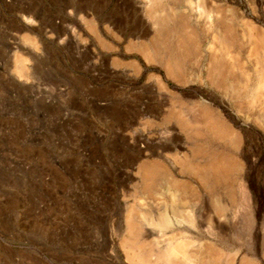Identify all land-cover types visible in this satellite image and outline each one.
<instances>
[{"label": "rangeland", "instance_id": "1", "mask_svg": "<svg viewBox=\"0 0 264 264\" xmlns=\"http://www.w3.org/2000/svg\"><path fill=\"white\" fill-rule=\"evenodd\" d=\"M184 257L264 264V0H0V264Z\"/></svg>", "mask_w": 264, "mask_h": 264}, {"label": "bare ground", "instance_id": "2", "mask_svg": "<svg viewBox=\"0 0 264 264\" xmlns=\"http://www.w3.org/2000/svg\"><path fill=\"white\" fill-rule=\"evenodd\" d=\"M147 1H153V0H147ZM160 3V2H159ZM220 17V16H219ZM186 24V23H185ZM187 26V25H186ZM155 35V34H154ZM162 35V30L159 28V30H158V32H157V36H161ZM207 56V55H206ZM210 60V59H209ZM211 63V62H210ZM207 64V63H206ZM115 65H118L117 63H115ZM206 66V65H205ZM209 67V66H208ZM207 72V71H206ZM210 72V71H209ZM208 73V72H207ZM261 125H263L262 124V120H261V123H260ZM174 133V132H173ZM169 134V133H168ZM168 137H166V136H159V138H158V140H157V143H155V144H157L158 145V147H160V150L162 149V151L163 150H166V149H168L169 148V143H168V141L169 140H172L175 136H176V134H175V136H174V134H172V133H170L169 135H167ZM178 139H179V137H178ZM194 146V145H193ZM187 147V146H186ZM160 152V151H159ZM183 153V152H182ZM193 156V155H192ZM191 155L190 156H186V158L184 157V155H183V157L185 158V159H183L185 162H187V164L189 165V164H191L192 165V167L191 168H193V157H192ZM179 157V156H178ZM181 162H183V161H181ZM195 162V161H194ZM201 164V163H200ZM199 164V165H200ZM150 165V164H149ZM202 166V165H201ZM208 166V165H207ZM201 168V167H200ZM185 171H188L187 169L185 170ZM193 172V171H192ZM149 175V174H148ZM154 175V174H153ZM190 175V174H189ZM240 177V176H239ZM168 183V182H167ZM162 198V197H161ZM204 204H206V203H204ZM222 204V203H221ZM225 205V204H224ZM186 206V205H185ZM205 206V205H204ZM204 206H202V207H204ZM223 206V205H222ZM221 206V207H222ZM226 206H228V205H226ZM226 206H224V207H226ZM187 207V206H186ZM229 207V206H228ZM228 207H226V208H228ZM225 208V209H226ZM179 210V209H178ZM186 210H189V211H203V210H206V209H201V208H199V206H197V205H193V206H190V207H187V208H185L184 206H183V208H182V211L184 212V211H186ZM207 210L209 211V212H211L208 208H207ZM206 210V211H207ZM212 210V209H211ZM227 210V209H226ZM234 209H232V211H233ZM238 210V209H237ZM234 211H236V209L234 210ZM188 212V211H187ZM179 213V212H178ZM197 213H200V212H197ZM213 213V212H212ZM236 213V212H235ZM177 214V213H176ZM209 214H211V213H209ZM223 214V213H222ZM234 214V213H233ZM215 215V214H214ZM225 215V214H224ZM187 216V215H186ZM216 216H219V215H216ZM222 219H224V217H223V215H222V218L219 216V217H217V223H216V225L220 222V221H222ZM216 221V220H215ZM185 223V222H184ZM149 224H151V223H149ZM171 224V223H170ZM220 224H221V222H220ZM220 224H219V226H220ZM173 225V227L174 228H176V229H181L182 227H183V221H181V220H179V219H176L175 221H174V223L172 224ZM208 228V227H207ZM152 230H153V232H155V234L156 235H158L159 237H160V244L161 245H165V244H167L168 243V241H167V239H168V237H167V239L165 238L166 236H164L165 235V232H166V230H165V227L163 226V224H155V225H153L152 224ZM180 232V231H179ZM182 232V234H183V231H181ZM175 234V233H174ZM181 240V239H180ZM182 241V240H181ZM245 241V240H244ZM158 243H159V241H158ZM175 245V244H174ZM166 246V245H165ZM167 247H168V245H167ZM176 247V246H175ZM169 248H170V246H169ZM181 248V247H180ZM176 252V251H175ZM181 252V251H180ZM174 253V252H173ZM185 253V252H184ZM185 255V254H184ZM169 257V256H168ZM179 260V259H178ZM182 262V264H188V262H190V258L189 257H184V258H182V260H181Z\"/></svg>", "mask_w": 264, "mask_h": 264}]
</instances>
